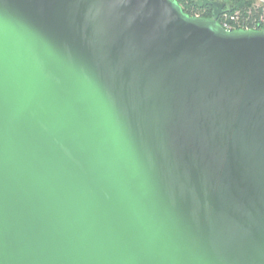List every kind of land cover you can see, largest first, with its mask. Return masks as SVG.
Segmentation results:
<instances>
[{
    "label": "water",
    "instance_id": "95a60500",
    "mask_svg": "<svg viewBox=\"0 0 264 264\" xmlns=\"http://www.w3.org/2000/svg\"><path fill=\"white\" fill-rule=\"evenodd\" d=\"M193 2L0 0V264H264V29Z\"/></svg>",
    "mask_w": 264,
    "mask_h": 264
},
{
    "label": "built area",
    "instance_id": "2783aa9c",
    "mask_svg": "<svg viewBox=\"0 0 264 264\" xmlns=\"http://www.w3.org/2000/svg\"><path fill=\"white\" fill-rule=\"evenodd\" d=\"M253 5L251 6L248 15L245 17L242 15L239 9L232 10L231 12L226 11L220 18L219 23L222 27L229 31L236 30H261L264 29V0H251ZM184 11L189 14L191 17L195 18H207V14L204 9H199L197 7L189 8L188 3H180ZM255 9H260V15L258 18L252 20L251 14Z\"/></svg>",
    "mask_w": 264,
    "mask_h": 264
},
{
    "label": "trees",
    "instance_id": "16d2710c",
    "mask_svg": "<svg viewBox=\"0 0 264 264\" xmlns=\"http://www.w3.org/2000/svg\"><path fill=\"white\" fill-rule=\"evenodd\" d=\"M176 1H180V3H188L189 8H194L196 7L194 2L191 0H176ZM226 2H228L229 5L233 6V10L235 9H239L242 13V15L245 17H247L248 15V11H250L251 6L253 5V2L251 0H225ZM204 11L206 12V16L207 18H213V12L207 8L204 9ZM260 15V9H255V11H252L251 14V19L254 20L256 18H258Z\"/></svg>",
    "mask_w": 264,
    "mask_h": 264
},
{
    "label": "flooded vegetation",
    "instance_id": "af4514ba",
    "mask_svg": "<svg viewBox=\"0 0 264 264\" xmlns=\"http://www.w3.org/2000/svg\"><path fill=\"white\" fill-rule=\"evenodd\" d=\"M191 1H193V0H191ZM206 8L209 9V10H211L213 12V8L212 7H206Z\"/></svg>",
    "mask_w": 264,
    "mask_h": 264
}]
</instances>
